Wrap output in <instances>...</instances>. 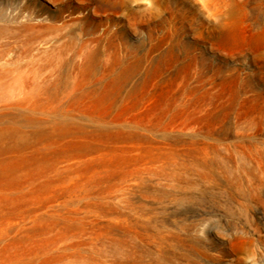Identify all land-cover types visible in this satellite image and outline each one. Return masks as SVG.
<instances>
[{
  "label": "rangeland",
  "instance_id": "374dc122",
  "mask_svg": "<svg viewBox=\"0 0 264 264\" xmlns=\"http://www.w3.org/2000/svg\"><path fill=\"white\" fill-rule=\"evenodd\" d=\"M0 264H264V0H0Z\"/></svg>",
  "mask_w": 264,
  "mask_h": 264
},
{
  "label": "bare ground",
  "instance_id": "6f19581e",
  "mask_svg": "<svg viewBox=\"0 0 264 264\" xmlns=\"http://www.w3.org/2000/svg\"><path fill=\"white\" fill-rule=\"evenodd\" d=\"M24 20V19H23ZM33 21V20H32ZM37 22V21H36ZM38 23V22H37ZM39 26V25H38ZM102 132V131H101ZM162 137V136H161ZM164 142H165V140H164ZM181 146V145H180ZM231 146V145H230ZM164 147V146H163ZM170 148V147H169ZM195 148V147H194ZM163 150V149H162ZM177 151V150H176ZM156 155V154H155ZM194 155V154H193ZM147 156H148V154H147ZM199 157V156H198ZM160 159V158H159ZM189 159V158H188ZM160 161V160H159ZM164 162V161H163ZM177 162V161H176ZM153 165V164H152ZM160 165H162V163H160ZM155 168V167H154ZM161 168V167H160ZM208 169H210L209 167H207ZM173 169V168H172ZM151 171H153V170H150V172ZM197 171V170H196ZM157 172V171H156ZM160 172V171H159ZM193 172H194V170H193ZM152 173V172H151ZM174 173V172H173ZM159 175V174H158ZM171 175V174H170ZM176 175V174H175ZM180 175V174H179ZM147 176V175H146ZM172 176V175H171ZM145 177V176H144ZM147 177H149V175L147 176ZM151 177V176H150ZM155 177V176H154ZM181 180V179H180ZM188 181V180H187ZM248 181V180H247ZM142 182V181H141ZM168 182V181H167ZM147 183V182H146ZM166 185H168V184H166ZM170 185H172V184H170ZM174 185V184H173ZM182 185V184H181ZM215 185V184H214ZM258 185H260V184H258ZM196 186V185H195ZM158 187H160V186H158ZM229 187V186H228ZM185 188V187H184ZM262 189V188H261ZM177 190V189H176ZM190 190V189H189ZM197 190V189H196ZM175 191V190H174ZM188 192V191H187ZM203 193V192H202ZM222 193V192H221ZM137 194V193H136ZM246 195V194H245ZM144 197V196H143ZM177 197V196H176ZM144 198H146V197H144ZM210 198V197H209ZM150 199V198H149ZM153 199V198H152ZM144 208V207H143ZM173 214V213H172ZM148 215V214H147ZM152 217V216H151ZM167 217V216H166ZM124 221V220H123ZM146 221V220H145ZM128 223V222H127ZM64 224V223H63ZM131 224V223H130ZM139 225V224H138ZM68 227V226H67ZM137 229V228H136ZM153 230V229H152ZM157 230V229H156ZM123 232V231H122ZM145 234V233H144ZM151 235V234H150ZM171 235V234H170ZM172 241V240H171ZM174 243V242H173ZM126 249V248H125ZM132 249V248H131ZM124 253V252H123ZM133 254V253H132ZM135 254V253H134ZM64 256V255H63ZM62 257V256H61ZM60 259V258H59ZM120 259V258H119Z\"/></svg>",
  "mask_w": 264,
  "mask_h": 264
}]
</instances>
